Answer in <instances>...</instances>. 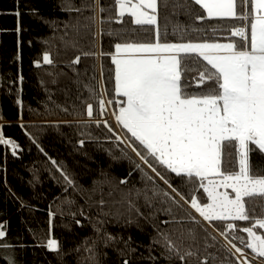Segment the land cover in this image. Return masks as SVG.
<instances>
[{
  "label": "trees",
  "instance_id": "obj_1",
  "mask_svg": "<svg viewBox=\"0 0 264 264\" xmlns=\"http://www.w3.org/2000/svg\"><path fill=\"white\" fill-rule=\"evenodd\" d=\"M157 1L155 27L137 25L129 15L122 20L107 19L110 15L118 16L115 0H99L105 8L103 12L99 11L96 0H0V125L4 135L21 146L13 154L10 146L0 145V223L7 221L4 224L7 236L0 240L16 245L0 248V264H7V253L12 254L17 264H92L87 249L93 241L96 251L107 253L98 257L102 264H123L124 259L129 264H184L178 258L169 260L161 256L165 250L163 239L153 243L157 227L169 232L173 240L182 239L183 251L190 249L194 253L187 258L188 264H220L221 260L242 264L232 254L233 250L227 251L231 246L212 227L205 232L197 226L196 239L191 238L187 231L191 223L179 219L188 211L194 213L190 205L181 201L184 207L178 208L171 201L164 203L167 198L162 192L153 197V181L146 176L142 178L132 161L140 163L146 173L155 174L128 145L115 139L103 123L108 121L124 134L125 130L115 120L120 98L114 92V64L109 55L114 52L116 42H154L158 26L161 42L243 43L231 30L241 24L249 28L248 21L238 18L208 17L206 10L194 0ZM17 10L19 16L15 14ZM240 10L241 3L237 0V11ZM197 15L204 19L197 20ZM45 52L51 63L44 61ZM85 52L94 54L83 55ZM190 55L194 59L184 63L192 70L182 73V79L188 77L193 89L206 88L207 81L197 85L191 78H198L197 69L202 70L207 62L197 54ZM37 60L39 65L35 63ZM18 99L22 103H17ZM101 99L105 101L103 112ZM109 100L112 102L108 103ZM89 104L93 109L90 120L86 118ZM108 111L113 121L108 118ZM97 120L101 121L99 125ZM108 136L113 138L107 139ZM250 147L253 149L251 171L264 174L257 172L264 170V152L255 145ZM122 150L131 159L122 157ZM227 150L232 156L222 157V170H231L233 166L238 170V149L232 146ZM49 157L74 178L75 188L64 180ZM229 159L231 165L226 162ZM171 177L182 192L190 193L191 184L174 173ZM155 183L171 192L159 177ZM145 192L152 204L145 201ZM196 194L206 202L202 188ZM101 199L104 204L99 203ZM129 199L135 207H130ZM244 199L250 217L264 218V194ZM170 206L177 219L166 224L170 216L161 209ZM137 207L143 215L137 213ZM50 212L54 215L50 216ZM77 219L82 223L77 224ZM129 219L131 223H126ZM233 222L238 225L234 228L238 231L255 219ZM94 224L102 231L97 233ZM213 224L221 231L225 228L224 221L214 220ZM105 231L117 238L108 247L99 239ZM208 233L216 237L215 241L209 237L211 247L204 240ZM226 234L229 239L234 235L231 229ZM50 238L58 240L59 250L47 247ZM124 241H129L128 245ZM233 243L243 248L244 254L264 264V257L253 255L244 243L237 239ZM118 249H123L124 254ZM208 253L213 255L205 261L203 257ZM150 255L156 259H149Z\"/></svg>",
  "mask_w": 264,
  "mask_h": 264
},
{
  "label": "snow or ice",
  "instance_id": "obj_2",
  "mask_svg": "<svg viewBox=\"0 0 264 264\" xmlns=\"http://www.w3.org/2000/svg\"><path fill=\"white\" fill-rule=\"evenodd\" d=\"M96 3L100 12L105 11L99 0H96ZM194 3L206 10L208 17H233L248 21L250 32L248 25L244 24L231 30L232 34L242 38L243 43L207 40L161 42L158 26L154 42H116L115 51L109 53L115 66L114 92L120 98L115 120L121 130L126 131L121 135L108 121L105 120L103 123L108 125L115 139L128 145L139 160L155 174L153 176L146 173L140 163L132 161L136 169L141 171L142 178L146 176L148 180L153 181L151 186L153 197L162 192L163 197L167 198L163 200L164 203L171 201L178 208L188 204L194 213L198 214L197 216L188 211L186 216L179 217L180 220L191 223L187 231L193 240L197 236V226L203 228L205 232L208 227H212L215 231H219L231 246L227 249L228 252L232 253V249H235L233 255L240 253L244 256V249L233 243L234 239H240L245 243L244 239L238 235H233L232 239H229L226 233L238 227L233 222L235 220L255 219V224L260 229H264V218L250 217L244 199L253 193L264 194V174H255L250 169V152L253 151L250 145H255L260 152H264V0H240L239 12L237 0H194ZM115 6L118 8V16L110 15L107 19L122 20L125 14H128L137 25L157 24V0H115ZM15 14L20 15L18 10ZM103 19L104 17H101V22ZM196 19L203 20L204 16L197 15ZM116 31L120 32L123 29ZM109 34H112L111 30ZM190 54H197L207 62L202 66V70L197 69L198 78H191L195 79L197 85L207 81L206 88L193 89L188 77L182 79V73L192 70L187 63H184L186 60L194 59ZM43 59L51 63L47 52L44 53ZM75 59L78 62L80 56H76ZM35 63L39 65L40 61L37 60ZM17 103L22 101L18 99ZM104 108L105 101L101 99V112ZM87 111L91 117L93 115L91 104L88 105ZM95 122L97 125L101 123L99 120ZM113 136L106 138L112 139ZM79 142L84 143L83 140ZM0 145L10 146L13 154L21 147L16 140L4 135L2 125H0ZM232 146L238 149L239 168L235 170L233 166L231 170H222V157L232 156L227 150ZM40 150L44 151L42 146ZM122 157L131 159L123 150ZM119 158L114 157V159ZM49 159L60 170L64 180L75 188L74 178L55 159L52 157ZM226 162L230 165L232 163L230 159ZM261 171L264 170L257 169V172ZM172 173L193 186L189 194L182 192L173 183ZM156 177L163 180L171 192L159 187L155 183ZM198 188H202L206 193V202L198 198L196 194ZM228 189H231V192ZM139 194L138 191L137 196ZM144 197L148 204H152L147 192L144 193ZM99 203L105 202L101 199ZM128 204L130 207H135L131 199L128 200ZM161 210L170 216V221L164 223L177 219L171 206ZM136 211L139 215H143L138 207ZM81 214H83L82 210ZM51 215L54 213L50 212ZM214 220L225 222L223 231L216 228L213 224ZM75 222L82 223L79 219ZM126 223H131V219ZM4 224H7V221L0 223V238L7 236ZM93 227L97 233L102 231L95 224ZM153 227L157 226L153 225ZM243 231L248 234L246 247L256 256L264 257V234H258L252 226L244 227ZM209 237L213 241L216 240L215 235L208 233L204 237L207 247L212 246L208 243ZM159 238L163 239L165 245L161 256L169 260L175 257L188 264L187 258L194 253L190 249L182 250V239L173 240L169 232L161 231L157 227L153 243H160ZM99 239L105 247L117 240L106 231ZM128 242L124 241L125 245H128ZM14 247L16 245L8 243L7 240H0V248ZM47 247L50 250H59L60 244L57 239L50 238L47 240ZM87 250L91 254L89 259L92 264H102L98 257L107 255L106 252L96 251L95 241ZM130 250L134 251V249ZM118 251L124 254L123 249ZM212 255L208 253L203 259L207 261ZM5 259L7 264H17L10 253L5 255ZM149 259L156 258L150 255ZM237 259L240 257L238 256ZM245 260L247 264H252V260H247V257ZM123 264H129L128 259H124ZM220 264H234V262L221 260Z\"/></svg>",
  "mask_w": 264,
  "mask_h": 264
},
{
  "label": "rangeland",
  "instance_id": "obj_3",
  "mask_svg": "<svg viewBox=\"0 0 264 264\" xmlns=\"http://www.w3.org/2000/svg\"><path fill=\"white\" fill-rule=\"evenodd\" d=\"M157 5H158V1H157ZM158 8V7H157ZM117 14H118V8H117ZM125 15H128V14H125ZM133 20V19H132ZM134 22V21H133ZM155 27H156V25H154ZM249 32H250V25H249ZM229 41H231V40H229ZM229 41H224V42H221V43H226V42H229ZM114 51H115V48H114ZM183 55V54H182ZM115 67V66H114ZM118 110H119V107L116 109V112H118ZM115 112V113H116ZM111 114V113H110ZM108 118L111 120V121H113L114 119H113V115L111 114V115H108ZM126 131V130H125ZM238 159H239V157H238ZM238 167H239V164H238ZM206 182V181H205ZM224 189H221V191H223ZM228 191L229 192H231V189H228ZM253 194H261V193H259V192H257V193H253ZM252 194V195H253ZM205 195H206V193H205ZM194 211V210H193ZM197 216H198V214H196ZM206 223V222H205ZM249 226H252L253 228H254V230H256L257 232H258V234H264V229H260L259 228V226L258 225H256L255 224V222H253L251 225H249ZM231 231H233V234L234 235H238L239 237H242L243 239H244V241H245V245H246V243H247V241H248V234L246 233V232H244L243 231V228H241L240 230H238V231H236V229H231ZM237 240H239V241H241L240 239H237ZM249 250H250V252L253 254V255H256L255 253H253L252 252V250L250 249V248H248ZM233 250V252H235V249H232ZM235 255L238 257H240V259H239V261L242 263L243 262V264H247V261L245 260V257H247V260H252V262H255V263H257V264H263V263H260V262H257L254 258H252V257H249L248 255H246V254H244V256H241V254L240 253H235Z\"/></svg>",
  "mask_w": 264,
  "mask_h": 264
},
{
  "label": "water",
  "instance_id": "obj_4",
  "mask_svg": "<svg viewBox=\"0 0 264 264\" xmlns=\"http://www.w3.org/2000/svg\"><path fill=\"white\" fill-rule=\"evenodd\" d=\"M87 109H88V107H87ZM92 117H93V115L90 117V116L88 115V111H86V118L90 120V119H92Z\"/></svg>",
  "mask_w": 264,
  "mask_h": 264
},
{
  "label": "built area",
  "instance_id": "obj_5",
  "mask_svg": "<svg viewBox=\"0 0 264 264\" xmlns=\"http://www.w3.org/2000/svg\"><path fill=\"white\" fill-rule=\"evenodd\" d=\"M237 37H238V36H237ZM238 38L242 39L241 37H238Z\"/></svg>",
  "mask_w": 264,
  "mask_h": 264
},
{
  "label": "crops",
  "instance_id": "obj_6",
  "mask_svg": "<svg viewBox=\"0 0 264 264\" xmlns=\"http://www.w3.org/2000/svg\"><path fill=\"white\" fill-rule=\"evenodd\" d=\"M214 18H218V17H214Z\"/></svg>",
  "mask_w": 264,
  "mask_h": 264
}]
</instances>
